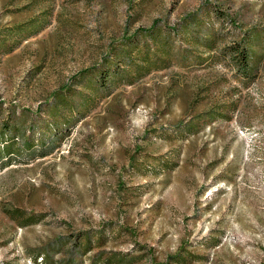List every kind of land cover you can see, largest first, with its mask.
<instances>
[{
	"label": "rangeland",
	"instance_id": "374dc122",
	"mask_svg": "<svg viewBox=\"0 0 264 264\" xmlns=\"http://www.w3.org/2000/svg\"><path fill=\"white\" fill-rule=\"evenodd\" d=\"M197 26L200 44L177 35ZM154 28L172 51L159 62L152 49L132 81L116 74L130 61L121 49L135 38L146 50ZM8 31L0 126L10 107L25 125L0 158V264H92L111 251L180 264L184 250L182 264H264V0H0ZM245 38L248 76L231 53ZM62 94L75 95L61 113L72 121L52 128L45 110ZM207 110L199 133L181 130Z\"/></svg>",
	"mask_w": 264,
	"mask_h": 264
},
{
	"label": "trees",
	"instance_id": "16d2710c",
	"mask_svg": "<svg viewBox=\"0 0 264 264\" xmlns=\"http://www.w3.org/2000/svg\"><path fill=\"white\" fill-rule=\"evenodd\" d=\"M19 26V25H18ZM27 26H23V28L26 29ZM199 27L197 26L195 29L193 28H181L177 35H180L184 38V40L188 43H197L200 44V35L196 31H198ZM12 30V29H11ZM156 30V34H149L148 32H144V46L147 47L146 50H142L141 42L134 38L135 46L134 49H131L128 46H124L121 50L122 53H119V60H123L126 56L129 58V62L125 64L119 63V68L116 72V74L123 76H126V79L128 81L130 80V76L132 75V72L135 71L136 75L142 76L146 74L149 70L144 67L145 61L147 59H150L152 56V49H155V54L158 56V61L162 62L166 55L169 54L172 51V37L169 36V34L163 33L162 30H158L157 28H154ZM182 30V32H181ZM5 31V30H4ZM181 32V33H180ZM5 33V32H4ZM147 33V34H146ZM15 34V32L8 31L6 34H2L0 36V40L3 39L2 37L9 36ZM20 34V33H19ZM18 34V36H19ZM25 36H28L25 34ZM195 37V38H194ZM199 37V38H198ZM21 39V38H20ZM20 39L14 40L15 42H19ZM245 43H240L241 47H236L237 49L231 50L232 53V59L233 62L237 68L238 71L244 73L245 75H250L253 70V59L255 58L256 50L253 47V43L250 42V39L245 38ZM202 42H204L205 45H211L213 47L215 41L210 36H206L205 39L202 38ZM129 43L128 45H130ZM143 46V47H144ZM188 47V46H186ZM189 47H191L189 45ZM15 49V45H9L6 48V51H11ZM187 51V50H186ZM2 52V49L0 48V53ZM133 52L131 55L130 53ZM125 55V57H124ZM117 60V61H119ZM121 72V74L119 73ZM110 73L111 72H102L99 76H96L97 78L94 79V82H90L91 86L94 87V89L100 93L102 89H106V86H109L108 80L110 79ZM123 73V74H122ZM86 79V76L83 77ZM100 85V86H97ZM75 95L74 96H68L66 94L59 95L57 97V103H55L52 106H49L45 111L49 113L51 119L53 120L52 123L48 124L51 125L52 128H57L58 124H65L67 125V121H72L71 118H63L61 116L62 113V107L70 108L71 110L75 109ZM87 101V100H86ZM2 105L0 104V113L3 112L1 110ZM83 108V106H82ZM80 108V109H82ZM216 111V110H213ZM213 111L207 110L203 111L201 113L192 115L191 118L187 121L186 124H181L182 128L181 130L183 132H186L188 134H197L199 133L203 127L204 124H209L213 119ZM16 110H12V107L9 108V116L8 119L1 124L0 126V158L4 159L7 158L10 159V157L16 153L17 150V140L20 138L21 135H23L22 128L20 122H17L16 120ZM25 125V124H24ZM59 127V126H58ZM51 129V128H46ZM180 130V131H181ZM59 132V131H57ZM62 134V133H61ZM59 138V136H58ZM30 142V138L27 139V143ZM55 142L54 144L56 145ZM14 218L19 216V213L15 210H12L10 212ZM28 221H33L31 217L26 218ZM217 242L219 240H216ZM42 252H38L35 254H31V258L34 259V261L38 262V254ZM42 260L44 259V256H41ZM100 257V256H99ZM175 257V261L179 262L180 264L184 263V260L190 258V252L188 250H184L183 252L179 253V255L173 256ZM101 259H105V262H109L111 264H132L135 262V258L133 256H130L128 253L121 252V251H111L106 256H102L99 259H96L92 262V264H97Z\"/></svg>",
	"mask_w": 264,
	"mask_h": 264
}]
</instances>
